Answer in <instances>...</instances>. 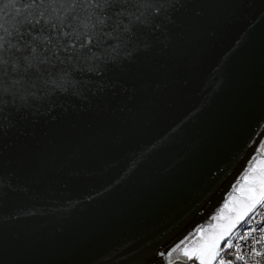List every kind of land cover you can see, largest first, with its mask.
<instances>
[{
	"label": "water",
	"instance_id": "95a60500",
	"mask_svg": "<svg viewBox=\"0 0 264 264\" xmlns=\"http://www.w3.org/2000/svg\"><path fill=\"white\" fill-rule=\"evenodd\" d=\"M159 2L0 99V264H167L239 205L264 161V0Z\"/></svg>",
	"mask_w": 264,
	"mask_h": 264
},
{
	"label": "snow or ice",
	"instance_id": "6c2138e0",
	"mask_svg": "<svg viewBox=\"0 0 264 264\" xmlns=\"http://www.w3.org/2000/svg\"><path fill=\"white\" fill-rule=\"evenodd\" d=\"M0 99L27 93L73 62L161 10L159 0H0ZM264 149V145H261ZM241 181L243 182L241 184ZM233 191L239 205L224 223L198 228L170 251L167 264H264V161L252 158ZM226 202L213 220L224 219ZM241 235L233 230L241 223ZM196 233H203L198 238ZM252 243L241 250L240 241ZM234 239L236 242L234 243Z\"/></svg>",
	"mask_w": 264,
	"mask_h": 264
},
{
	"label": "built area",
	"instance_id": "2783aa9c",
	"mask_svg": "<svg viewBox=\"0 0 264 264\" xmlns=\"http://www.w3.org/2000/svg\"><path fill=\"white\" fill-rule=\"evenodd\" d=\"M242 224H243V221H241V223L233 230V233H232V236L233 237H235V235H236L237 232H239L241 235L243 234V231L245 229L242 228ZM235 242H236V240L234 239V243ZM240 243H241V246H242V248H241L242 252L243 251H247V246L252 243V238L249 237L247 239V241H240Z\"/></svg>",
	"mask_w": 264,
	"mask_h": 264
}]
</instances>
